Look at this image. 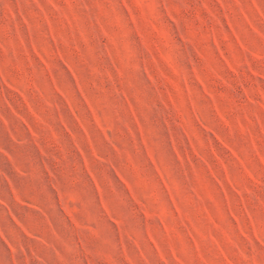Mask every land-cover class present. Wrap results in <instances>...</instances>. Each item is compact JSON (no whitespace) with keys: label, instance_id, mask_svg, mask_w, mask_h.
Returning <instances> with one entry per match:
<instances>
[{"label":"rangeland","instance_id":"rangeland-1","mask_svg":"<svg viewBox=\"0 0 264 264\" xmlns=\"http://www.w3.org/2000/svg\"><path fill=\"white\" fill-rule=\"evenodd\" d=\"M0 264H264V0H0Z\"/></svg>","mask_w":264,"mask_h":264}]
</instances>
